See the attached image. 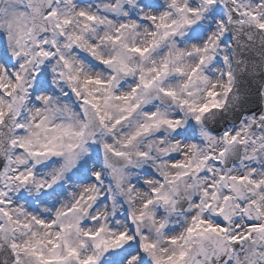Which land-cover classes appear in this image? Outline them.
I'll return each mask as SVG.
<instances>
[{"label":"snow or ice","instance_id":"snow-or-ice-1","mask_svg":"<svg viewBox=\"0 0 264 264\" xmlns=\"http://www.w3.org/2000/svg\"><path fill=\"white\" fill-rule=\"evenodd\" d=\"M0 264H264V0H0Z\"/></svg>","mask_w":264,"mask_h":264}]
</instances>
